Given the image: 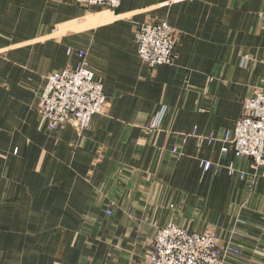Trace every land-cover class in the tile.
Listing matches in <instances>:
<instances>
[{
	"label": "crops",
	"instance_id": "obj_1",
	"mask_svg": "<svg viewBox=\"0 0 264 264\" xmlns=\"http://www.w3.org/2000/svg\"><path fill=\"white\" fill-rule=\"evenodd\" d=\"M262 10L264 0H122L114 11L0 0V264H149L168 223L238 250L226 264H264V176L222 142L189 136L221 139L264 89ZM158 22L175 30L176 55L150 69L134 33ZM67 47L87 52L107 101L84 132L50 131L36 111L45 77L79 63Z\"/></svg>",
	"mask_w": 264,
	"mask_h": 264
},
{
	"label": "built area",
	"instance_id": "obj_2",
	"mask_svg": "<svg viewBox=\"0 0 264 264\" xmlns=\"http://www.w3.org/2000/svg\"><path fill=\"white\" fill-rule=\"evenodd\" d=\"M122 0H74L79 6L117 10ZM258 21L264 24V10L258 13ZM137 54L148 68L170 66L176 55L175 30L167 22L141 24L134 33ZM75 56L79 63L75 69H65L45 77V86L37 94L36 111L53 131L57 126L72 125L78 132L86 131L93 117L103 115L107 101L102 85L90 70L87 52L83 49L67 47L66 55ZM165 107L153 116L148 132L159 130ZM199 144H224L223 154L231 151L235 158L248 159L253 168L264 176V89L257 90L243 104L241 117L233 130L225 132L221 139L213 135L198 136ZM177 153L176 149L172 150ZM202 169L211 168L210 162H203ZM228 174L238 175L240 180L246 173L228 167ZM233 247H221L219 238L212 233L196 234L173 223L158 228L153 238L151 250L145 256L149 264H226V256H237Z\"/></svg>",
	"mask_w": 264,
	"mask_h": 264
}]
</instances>
